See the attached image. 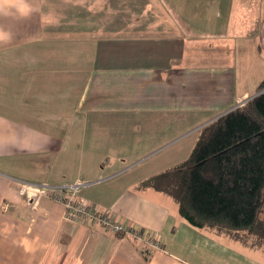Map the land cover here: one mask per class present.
Returning <instances> with one entry per match:
<instances>
[{
  "label": "crops",
  "instance_id": "1",
  "mask_svg": "<svg viewBox=\"0 0 264 264\" xmlns=\"http://www.w3.org/2000/svg\"><path fill=\"white\" fill-rule=\"evenodd\" d=\"M139 2L0 0V264H264L262 249L138 189L151 174L105 152L113 111L201 108L192 97L206 85L228 102L217 118L253 96L264 0H147L123 12ZM77 181L89 182L80 197L158 247L67 219L47 187ZM22 183L33 187L21 194Z\"/></svg>",
  "mask_w": 264,
  "mask_h": 264
},
{
  "label": "trees",
  "instance_id": "2",
  "mask_svg": "<svg viewBox=\"0 0 264 264\" xmlns=\"http://www.w3.org/2000/svg\"><path fill=\"white\" fill-rule=\"evenodd\" d=\"M256 93L204 125L186 159L137 188L169 196L196 228L264 251V77Z\"/></svg>",
  "mask_w": 264,
  "mask_h": 264
},
{
  "label": "rangeland",
  "instance_id": "3",
  "mask_svg": "<svg viewBox=\"0 0 264 264\" xmlns=\"http://www.w3.org/2000/svg\"><path fill=\"white\" fill-rule=\"evenodd\" d=\"M145 2L147 0H140L141 4L137 6H125L123 12H145L143 11ZM205 87L203 94L198 93L192 97L194 102L197 101L196 105H200L201 108H172L171 110L141 108L110 113L111 118L107 127L109 133L105 144V152L108 154L106 157L110 158V151L114 149L124 161L123 165H135V171L139 174H151L150 176L186 159L199 130L218 114L215 109L223 108L225 104H228L222 101L221 95L219 98L217 95L213 96L209 87L206 85ZM215 89L216 87L212 92H215ZM255 89L256 87L252 91ZM224 90L226 89H221V92ZM250 99L251 97L237 102L234 107L241 106ZM116 121H118L117 124Z\"/></svg>",
  "mask_w": 264,
  "mask_h": 264
},
{
  "label": "built area",
  "instance_id": "4",
  "mask_svg": "<svg viewBox=\"0 0 264 264\" xmlns=\"http://www.w3.org/2000/svg\"><path fill=\"white\" fill-rule=\"evenodd\" d=\"M87 184L88 182L77 181L72 184H62L47 188L54 191V199L64 206L67 219L75 222L92 221L112 233L130 235L133 239L140 241L145 247H158L155 236L149 231H139L133 227H127L121 222H116L107 212L99 210L96 205L78 196L79 188ZM30 187L33 186L29 183H22L20 193H26Z\"/></svg>",
  "mask_w": 264,
  "mask_h": 264
},
{
  "label": "water",
  "instance_id": "5",
  "mask_svg": "<svg viewBox=\"0 0 264 264\" xmlns=\"http://www.w3.org/2000/svg\"><path fill=\"white\" fill-rule=\"evenodd\" d=\"M257 94V93H256ZM256 94H254L253 96H255ZM253 96H251V98L253 97ZM241 105V104H240ZM236 107H238V106H236ZM236 107H233V108H231V109H229V110H227V111H225L224 113H222L221 115H219L218 117H220V116H222L223 114H225V113H227V112H229L230 110H233L234 108H236ZM217 117V118H218ZM88 184H89V182H88Z\"/></svg>",
  "mask_w": 264,
  "mask_h": 264
}]
</instances>
